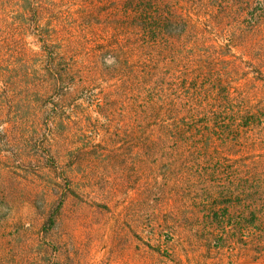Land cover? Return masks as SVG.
<instances>
[{
    "label": "trees",
    "instance_id": "1",
    "mask_svg": "<svg viewBox=\"0 0 264 264\" xmlns=\"http://www.w3.org/2000/svg\"><path fill=\"white\" fill-rule=\"evenodd\" d=\"M76 1L65 20L57 0H0V35L16 56L0 43V89L25 86L22 107L31 96L39 108L71 105L66 119L47 110V166L70 181L58 161L76 146L58 138L79 122L98 146L122 143L136 172H150L147 198L175 204L200 246L264 259V0ZM117 180L141 178L122 169ZM7 192L0 184V205Z\"/></svg>",
    "mask_w": 264,
    "mask_h": 264
},
{
    "label": "rangeland",
    "instance_id": "2",
    "mask_svg": "<svg viewBox=\"0 0 264 264\" xmlns=\"http://www.w3.org/2000/svg\"><path fill=\"white\" fill-rule=\"evenodd\" d=\"M76 2L57 0V14L73 18ZM3 37V53L15 62ZM24 88L18 82L0 89V126L12 124L11 132H0V184L8 191L0 205V264H264V259L252 262L238 249L210 251L200 246L194 229L189 230L194 227L184 228L172 211L175 204L162 196L153 202L147 198L144 178L150 172L143 167L136 172L133 155H120L122 143L98 146L101 137L83 134L79 122L72 123L67 139L58 138L76 146L70 158L58 161L59 167L72 170L70 181H62L42 155L53 141L44 123L50 118L47 110L66 119L71 105L63 97L55 101V110L39 108L31 96L29 107H22ZM75 111L82 109L73 115ZM122 169L131 180H141L126 187L117 180ZM62 194L66 197L57 224L45 233V220Z\"/></svg>",
    "mask_w": 264,
    "mask_h": 264
}]
</instances>
